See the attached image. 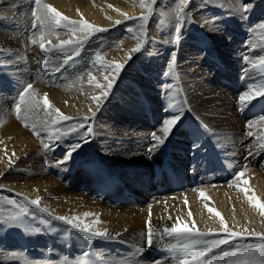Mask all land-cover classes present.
Returning a JSON list of instances; mask_svg holds the SVG:
<instances>
[{"label": "bare ground", "instance_id": "1", "mask_svg": "<svg viewBox=\"0 0 264 264\" xmlns=\"http://www.w3.org/2000/svg\"><path fill=\"white\" fill-rule=\"evenodd\" d=\"M42 3L72 20L83 17L107 31L92 38L90 35L75 53L71 48L65 53H45L22 31L29 28V5L34 6L31 0H0V117L4 120L0 126V261L77 264L87 259L90 264H154L139 257L149 248L143 245L150 213L157 235L149 249L161 251L159 264H178L183 258L180 252L168 251L176 239L160 237L163 228L173 223L177 228H191L194 221L199 230L216 234L207 238H223L227 234L221 231L220 217L215 215L218 211L233 231L247 228L264 233V216L242 191L247 188V195L264 203V148L260 147L264 143V121L258 119L264 115V98L258 97L243 110L237 104L238 94L247 85L259 84L264 78V30L257 27L264 23V0H190L185 9L190 17L182 27L179 43L165 42L174 29L175 0H158L146 24L144 48L138 56L131 54L132 59L109 97L101 99L98 110L92 97L99 95L100 89L95 82L89 84L87 72L90 70L101 84L106 83L103 77L107 72L92 65L94 54L103 53L101 63H124L138 41L133 35L117 38L112 28L118 25L116 21L137 28V21L120 13L128 17L147 13L140 7V0ZM244 4L251 6L247 13L241 11ZM188 22L196 26L197 38H192ZM250 28L254 31L249 32ZM57 32L45 36L46 47L55 48L61 40L80 36L69 35L66 28ZM171 53L176 54L177 75L165 76ZM52 55L56 62L50 60ZM45 58L52 72L44 66ZM67 63H73L74 69ZM24 82L33 85L39 101L26 123L41 130L40 138L24 126L25 122L13 118L11 102ZM45 93L52 109L76 118L61 121V130L90 117L87 124L91 132L80 129L45 151L41 139L48 140L42 129L52 118L46 115L52 109L43 105ZM89 109L96 113L94 118ZM177 111L183 116L182 124L150 154L151 133L166 116ZM247 121L254 123L246 126ZM249 131L252 137L246 135ZM84 138L87 143L73 154V160L58 163L70 144ZM194 142L198 147L193 148ZM237 171L244 173L239 185L234 179ZM17 193L29 199L40 197V207H46L52 215L21 203L22 196ZM5 196L16 203H7ZM5 208L10 210L3 211ZM209 208L215 211L209 212ZM85 212L94 215L84 217ZM57 215L79 217V227L106 229L109 236L119 234V238H96L95 246L106 250L105 255L98 256L81 241L87 237L55 220ZM97 219L99 223H95ZM41 224L48 226L46 240ZM260 244L258 239L246 237L238 244L222 245L194 264H203L204 260L208 264H236L246 258L248 248ZM195 247L199 250L201 246ZM25 249L29 256H23Z\"/></svg>", "mask_w": 264, "mask_h": 264}, {"label": "snow or ice", "instance_id": "2", "mask_svg": "<svg viewBox=\"0 0 264 264\" xmlns=\"http://www.w3.org/2000/svg\"><path fill=\"white\" fill-rule=\"evenodd\" d=\"M158 0H140V7L145 10L147 14H142L139 17H128L126 13H120L123 16H126L127 19L137 21V28L135 35L132 37L137 39L136 46L131 49L130 53L127 55V60L124 63H108L103 62V53L97 52L94 54L92 58V65L94 67L103 68L107 74L104 75L103 79L106 83L101 84L96 82V77L92 75L91 71L87 72L89 76V84L95 82V87L100 89V94L93 96L92 99L96 102L97 110L101 106V99L106 100L117 79L119 78L122 71L126 68L127 61L132 59V53H139L144 48V44L148 39V34L146 31V24L153 13V8L157 4ZM190 0H175L176 8L174 10V17H175V24L173 33L170 40H166L165 42L169 43H179L181 38V30L183 25L189 19L190 14L185 11L188 3ZM31 3L34 5L30 8V21L29 26L30 29L33 31V36L29 37L33 44L39 43V47L42 52L47 53L48 51H58L61 53L67 52L68 48H71L72 51L75 53L82 45H84L87 40L89 39L90 35L100 32H105L107 29L103 27L94 26L89 23L87 20L81 17L80 20H72L69 17L63 15L59 12L56 8L51 5L42 3V0H31ZM111 7V6H109ZM251 6L248 4H244L241 11L243 13H247L250 11ZM79 11V10H78ZM118 11V10H117ZM116 24L121 23V21H116ZM163 23V20L161 21ZM258 28L264 30V23H260L257 25ZM66 28L69 35H75L77 33L80 36L75 39H65L61 40L55 48L46 47L44 43L45 36H52L58 35L57 29ZM130 33L133 32V29L128 30ZM254 31V29L250 28L249 32ZM39 37L36 39L35 37ZM50 43V41H49ZM123 43V42H121ZM247 61L248 58L245 57ZM45 67L48 66L50 61L45 58L43 61ZM264 63V61H262ZM176 54L171 53L170 59L167 63V71H165V76H175L176 74ZM58 70V69H53ZM82 75V74H81ZM77 80L80 79V76L76 77ZM170 87V86H168ZM258 97L264 98V78L260 79L259 84L253 83L249 84L246 87V90L238 94L237 104L238 107L243 110L246 106L252 104V101L256 100ZM12 106L15 110L16 118L24 123L25 127H30L33 131V134L37 136V138L41 137V130H37L35 124L29 125L26 123L27 119L29 118V114L33 112L35 108L39 106V101L36 99V93L33 90V85L31 83L24 82L20 85L19 91L17 95L12 99ZM43 105L45 109H52V105L47 97V94H44ZM92 112V118L95 117V112L89 109ZM264 111V108H262ZM53 113L55 114L53 116ZM46 115L52 117L50 121L46 122L42 131L47 134L48 142H44L41 139V143L45 151H51L54 147L56 142L63 141L67 139L69 135L72 133H76L80 131V129H85L88 132H91L92 128L90 124H87L88 119L90 117H85L83 120L79 121L77 124L71 125L69 130H61L58 126L61 121H69L74 120L76 118L67 116L60 112L59 109H52V111L46 112ZM260 121H264V115L258 117ZM183 116L181 111H177L171 113L170 115L166 116L158 126V129L151 133V141L152 143L149 145L147 151L151 154L154 150L159 148L161 145L165 144V142L169 139V137L173 134L174 130H178L179 126L182 124ZM4 120L0 117V126H2ZM254 122L247 121L246 126H251ZM207 129L208 126L204 125ZM157 131L162 135H158ZM83 136V133H81ZM248 137L253 136V132L249 131L246 133ZM11 139V138H9ZM87 143V139L84 138L82 141L76 142L74 144L69 145V149L65 152L64 157L62 160L58 161V163H67L74 159L73 154L77 153L79 149L82 148L83 144ZM0 144H3V141H0ZM198 147L196 142L193 143V148ZM261 148H264V143L260 144ZM253 152L251 151V145H249L248 155L251 156ZM5 155L7 156V152L5 150ZM12 156H15V152L12 153ZM10 161V166L12 162V157H8ZM247 159V157L245 158ZM247 165H245V168ZM243 171H237L235 173L234 179L237 181V185H239L240 178L243 177ZM2 175V174H0ZM245 185L248 184L247 180H243ZM3 186L0 185V188ZM11 191V190H9ZM242 191L245 192L246 198L248 202L254 207L260 210V215L264 216V203H261L258 198L254 199V196L247 195L248 189L244 188ZM17 196H22L21 203H26L27 205L39 208L44 212H48L49 215H52L51 212L45 207L41 208V201L40 197L36 199H29L27 196H23L20 193L16 194ZM201 196L205 194L203 192L200 193ZM4 200L7 201L9 204H15L16 200L11 197H3ZM185 204L187 201L185 200ZM151 208V205L149 206ZM209 212L215 211L214 209L209 208ZM90 215H94L92 213L85 212L83 214L84 217H88ZM189 216H192L191 211L188 213ZM215 215L220 217V224H221V231L226 233L227 235L223 238H207L209 236L215 237L216 234L212 232H205L201 231L196 228L195 223L193 221V226L191 228L185 225L183 228H177L176 223H173L172 227L165 226L163 228V233L160 234L161 239L164 236L174 238L177 240L176 243L170 244L168 251L170 252H180L182 253V259H178V264H194V262L201 261L202 258L206 256L208 253H212L215 249L220 248L222 245H226L229 243H239L244 241L246 237H254L258 239L261 244L258 247L248 248L244 252V256L246 257L242 261L236 262V264H264V233H258L254 230L242 228L241 231H233L229 228L225 220L223 219L220 212L215 211ZM151 213L149 214V220L147 221V234H146V243L143 246L151 247L153 244V238L157 233L153 231V227L151 224ZM55 220L62 221L66 225H70L72 228L77 229L84 236L87 237L89 241L100 238V239H117L119 238V234L116 237H111L108 235L107 230H96L92 231L89 225H84V227H79L76 221H79V217H72L69 219L65 216H54ZM100 221L97 219L95 223H99ZM27 227V226H25ZM143 235V234H142ZM183 236V241L180 240V237ZM196 245H200L201 247L199 250L196 249ZM190 257V259H189ZM77 264H90V261L87 259L78 261ZM154 264H159V261L154 262ZM203 264H208L207 260H204Z\"/></svg>", "mask_w": 264, "mask_h": 264}, {"label": "rangeland", "instance_id": "3", "mask_svg": "<svg viewBox=\"0 0 264 264\" xmlns=\"http://www.w3.org/2000/svg\"><path fill=\"white\" fill-rule=\"evenodd\" d=\"M30 4V3H29ZM28 4V5H29ZM30 7H32L31 5H29ZM28 6V7H29ZM151 17V16H150ZM150 19V18H149ZM123 24H118L117 26H115V27H113L112 28V30H115L114 32H115V37H117V38H129V36L130 35H135V30H136V26H134V25H129V26H122ZM149 25V24H148ZM191 25V26H190ZM132 28H131V27ZM185 26V25H184ZM190 26V27H189ZM194 26V23L193 22H191V24H190V22H188V24H187V28H189V30H190V33H191V31H193L192 33H191V35L193 36L192 38H197V34H195L194 32H195V30L196 29H194V28H196V26L195 27H193ZM126 27V28H125ZM133 29V32L132 33H130L129 31H127V30H129V29ZM107 29V28H106ZM124 29V30H123ZM198 29V28H197ZM30 30V31H29ZM167 30L168 29H166L165 30V32H167ZM23 33H25V34H27V38H29V37H31L32 35H33V31L30 29V26H29V28H23ZM168 31H170V29L168 30ZM106 32V31H105ZM119 32V33H118ZM124 32V33H123ZM97 34V33H96ZM96 34H93L92 36H91V38L93 37V36H95ZM195 34V35H194ZM117 35V36H116ZM124 36V37H123ZM182 38V37H181ZM139 55V53H135V55ZM137 55V56H138ZM169 59H170V57L168 58V60L167 61H169ZM50 60L53 62V60H54V62H56V60H55V56L54 55H52L51 57H50ZM70 62V61H69ZM168 63V62H167ZM68 64V66L69 65H71L72 66V70L74 69V67H75V65L73 64V63H67ZM48 67V66H47ZM54 69H56L55 67H53ZM166 68H167V66H166ZM47 71H49V72H52V68L51 67H48V70ZM48 73V72H47ZM55 74V73H54ZM8 95V94H7ZM9 96H12V94H9ZM13 107V106H12ZM12 112H13V118L15 119V120H18L17 118H16V115H15V111H14V107L12 108ZM79 160V159H78ZM5 197H7V196H5ZM7 209V210H6ZM10 209L9 208H5V210H3V211H9ZM13 213H15V212H13ZM14 215V214H13ZM23 220H24V218H22ZM14 221H15V219L13 220V223H14ZM16 224V223H15ZM48 226H44V224H41V226H40V231H41V233H42V235H43V237H45V240H46V238H47V233L46 232H48ZM24 232L26 231V230H23ZM81 241H83L84 242V245H89L90 246V249H92L93 251H95V254L96 255H98V256H101V255H105V253H106V250H103L102 248H98L97 246H95V244H96V240L95 239H93V240H91V241H89L87 238H85V237H82L81 238ZM86 241H87V244H86ZM26 246V245H25ZM109 250H111L110 248L109 249H107V251H109ZM23 256H29L30 254L29 253H27V249H25V251H23ZM140 258H142V260H145V262H148V263H154V262H156V261H160L162 258H163V254L161 253V251H158V250H156L155 248H153V249H149L148 248V250L146 251V254H144V255H140L139 256ZM15 263V262H14ZM13 263V264H14ZM0 264H11V263H7V262H5V261H0ZM16 264V263H15Z\"/></svg>", "mask_w": 264, "mask_h": 264}]
</instances>
